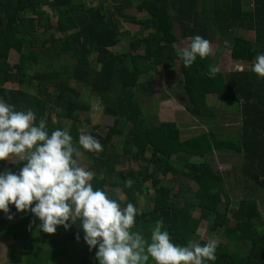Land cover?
I'll return each instance as SVG.
<instances>
[{"label": "trees", "instance_id": "obj_1", "mask_svg": "<svg viewBox=\"0 0 264 264\" xmlns=\"http://www.w3.org/2000/svg\"><path fill=\"white\" fill-rule=\"evenodd\" d=\"M108 1L0 0V99L18 111L33 110L37 124L46 120L49 134L67 130L80 152L73 156L78 166L80 156L89 160L93 189L103 190L122 208L128 203L137 208L133 231L150 239L151 229L162 220L172 243L198 240L203 244L208 240L202 239L200 229L207 222L211 234L222 232L226 242L217 244V259L206 264H264L259 199L244 198L236 208L228 203L223 211L225 199L230 200L225 175L206 160L216 152L244 153L245 176L256 183L264 177V78L252 71H221L213 52L185 67L176 47L181 39L197 35L211 44L220 38L235 62L253 64L258 54H264V0H112V8ZM45 7L52 11L55 24ZM131 9L146 17L139 19L129 13ZM124 22L140 25L143 31L129 51L119 53L114 49L122 42ZM249 32H255V40L246 36ZM12 52L19 54L15 65L9 61ZM179 62L190 113L206 117L214 110L209 98L217 95L219 101L239 106L244 117L252 119L253 142L249 136L242 141L223 139L215 130L184 140L177 122L146 115L140 99L155 96V81L143 77L161 68L170 73ZM210 64L219 68L214 78L207 75ZM14 84L18 88L9 87ZM74 84L86 89L89 97ZM93 96L115 120L105 135L100 126L91 127L84 119L92 111ZM85 127L87 135L101 143V152L79 146ZM127 164L138 168L124 169ZM23 166V162L13 163L7 168L3 161L0 173H18ZM170 177L173 183H166ZM128 179L134 181L131 188L125 187ZM186 180L198 189L179 185ZM118 189L125 200L115 194ZM152 192L154 207L145 209L141 200ZM9 207L14 218L9 220L0 212V239L22 243L24 264L64 263L70 242L80 245L82 264H98V249L86 244L79 220L68 230L59 226L50 235L38 230L40 221L31 212ZM8 255L14 257L12 246ZM148 263L155 264L151 258Z\"/></svg>", "mask_w": 264, "mask_h": 264}, {"label": "clouds", "instance_id": "obj_2", "mask_svg": "<svg viewBox=\"0 0 264 264\" xmlns=\"http://www.w3.org/2000/svg\"><path fill=\"white\" fill-rule=\"evenodd\" d=\"M189 39L190 44L177 52L185 67H191L198 57L212 54L210 41L199 35ZM236 68L244 70L239 63ZM251 71L264 78V54L256 56ZM218 72L216 65H208L210 78ZM36 119L31 109L18 111L0 102V162L18 159L24 163L18 173H0V212L7 219L14 218L9 207L13 205L17 212H31L40 221L38 230L50 235L57 227L68 230L79 220L86 244L98 249V264H148L149 258L155 264H206L217 259L215 240L176 245L163 230L162 220L151 229L150 239L141 231H133L137 208L132 203L122 208L103 190H94L90 183L93 174L73 158L80 152L69 132L56 129L49 134L46 120L37 124ZM78 143L88 152L103 150L91 135L81 134ZM124 184L131 188L134 181L128 179Z\"/></svg>", "mask_w": 264, "mask_h": 264}, {"label": "rangeland", "instance_id": "obj_3", "mask_svg": "<svg viewBox=\"0 0 264 264\" xmlns=\"http://www.w3.org/2000/svg\"><path fill=\"white\" fill-rule=\"evenodd\" d=\"M91 3V2H90ZM92 5H97V3H93ZM108 6L112 8L113 2L112 0L108 1ZM49 15H53L52 11L45 7L43 8ZM130 14L136 15L139 19L145 18V14H140L136 11V9H131L129 11ZM52 22L56 23V18L52 16ZM143 31L142 27L140 25L130 23V22H124L123 27V38L121 44L114 49L115 52L123 53L125 51H129L131 49V42L138 39L139 35ZM147 34V33H146ZM178 35L181 36V32L178 29ZM249 39L255 40L256 35L255 32H249L246 35ZM220 38H217L215 42H213L212 45V52L216 51L218 47L219 53L221 52V60L223 63L221 64L220 68L225 73H231L233 71H236V65L237 62L233 61L231 58V51L224 45L222 47V44L220 45ZM190 43V39H181L180 42L177 44V49L179 50L182 47L187 46ZM10 63L12 65H15L19 61V54L12 52L10 59ZM143 81L146 80H154L155 81V96L154 97H143L140 100L143 102L144 110L147 116L150 118H154L156 115L161 121H172L177 122L182 129V134L184 140L190 139L192 137H195L203 132H206L209 129V120H204L203 118H196L194 117L188 107L190 104L189 98L185 93L184 90V76L181 72V65L179 62V65L177 69L171 71L170 73H166L162 68L157 73H154L152 75H148L143 77ZM75 87H77L79 90L83 91L85 93L86 97H89V92L84 89L81 85L74 84ZM9 87H13L14 89L18 88L17 85H9ZM0 102H3L2 99H0ZM209 103L216 104L218 113L221 116V122H224L225 120H229V116L232 117V114H227V111H231L234 104H230L227 102H221L216 97L211 96V102L209 100ZM91 104H92V111L90 114L85 116V121H89L91 123V127L94 126H100L99 132L103 135H105L109 129L110 126L114 125L115 120L111 117H108L104 113L103 105L100 101V99L96 96L91 97ZM237 107V106H236ZM68 126L71 125V123L66 122ZM84 135H87L89 132L88 127H85L82 130ZM115 144H118V140H115ZM221 155V154H220ZM243 155V156H242ZM238 156V157H237ZM220 156H217L216 154L207 157L206 160L209 162H212L215 166L216 170L221 173H227V170H224L221 167H218V162L222 159L221 163H231L235 166V171L239 169V164L241 160L246 158V154L244 153H237V152H230L223 153ZM237 157V158H236ZM241 158V159H239ZM194 161L202 162L201 158H195ZM79 164L82 168H84L86 171L89 168V160L86 157L80 156L79 157ZM13 163H21L18 159H14L12 162L7 161V168L10 164ZM138 168L137 164L132 165H125L123 168L128 169L129 167ZM121 169V167H120ZM6 170V169H5ZM232 173V172H231ZM225 175V174H224ZM172 177V176H171ZM168 178L166 183H171L172 179ZM225 181L227 184L228 189V196L230 200L225 199L224 206L222 207V210L225 211L226 205L229 203L231 208L238 207L239 203L244 199L248 197H257L260 201V210L264 217V184H260L257 181L258 185H256V182L254 180H251L248 177H244L240 172L233 173L231 175L225 176ZM245 182H249L246 183ZM173 183V182H172ZM191 184V186L194 189H198V185L196 183H193L191 181H182L180 184ZM178 187V184L176 185ZM115 194L119 196L122 200H125V195L120 191L119 189L115 191ZM191 195L188 194L187 197H190ZM193 197V196H191ZM190 199V201H192ZM180 205L184 203V200L179 201ZM142 207L145 209H151L154 207V192L152 194H149L142 198L141 200ZM197 215L200 216L201 213L197 212ZM234 222V221H233ZM200 235L202 236V239L204 240H215L216 244H219L221 242H226V239L222 235V232H219L218 234H211L208 228V223L204 222L200 229ZM198 242V240H195ZM12 246L14 250V257L11 258L8 255V249ZM79 247L80 245L75 242H70L67 246V257L64 261V263L59 264H82L81 258L79 255ZM23 246L21 242H15L11 239L1 240L0 239V264H24L23 260ZM154 262V261H153ZM155 263V262H154ZM48 264H57L55 262H50ZM149 264V263H148Z\"/></svg>", "mask_w": 264, "mask_h": 264}, {"label": "crops", "instance_id": "obj_4", "mask_svg": "<svg viewBox=\"0 0 264 264\" xmlns=\"http://www.w3.org/2000/svg\"><path fill=\"white\" fill-rule=\"evenodd\" d=\"M219 48L220 47H218L217 50L214 51L213 53L216 54V59H217L216 61H217V64H218V66L220 68V66H221V64L223 62L220 61L221 60V52L219 53ZM229 51H231V50L229 49ZM231 58H232V51H231ZM237 63H239L241 65V67H243V69H244L243 71H251L252 64L243 63V62H237ZM220 70H221V68H220ZM221 71H223V70H221ZM211 96H214V97H216L218 99L217 95H211ZM211 96L209 98L210 102H211ZM210 105H211V107L214 108V110L210 111L207 114L206 118H203L204 120L211 119L208 122L209 123V129L206 132H208L209 130H215L221 138H223V139H233L235 141H242V140L245 139L244 137H248L249 136L248 141L249 142H253V138L254 137H252L250 135H254V130H255L256 127H255V125H252V123H251L252 119L250 117H247V116L244 117V115H243V113H242V111H241L239 106L233 105L232 110L231 111H227V114H232L233 116L232 117L229 116V120L228 121L225 120L224 122H221L220 120L222 118H221V116L218 113V109H217L216 104L210 103ZM261 111H259V112H261ZM247 122H249V123H247ZM230 152H235V151H228V153H230ZM223 153H225V152H216L215 154L217 156H220V158H222L221 155ZM226 153H227V151H226ZM210 156H212V155H210ZM239 159H241V158H239ZM221 161H222V159L218 162V167H221V169L222 168L224 169V167H225L224 170H227V173H224L225 176L231 175V174L236 173V172H240L244 177H246L245 173H244V169H243V167L245 165V162H246L245 159L241 160V162L239 164V169L236 170V171H235V166L233 164L232 165H231V163L222 164ZM246 183H249V182H245V184ZM259 183L260 184H264V177H262L260 179ZM256 185H258V184L256 183Z\"/></svg>", "mask_w": 264, "mask_h": 264}]
</instances>
